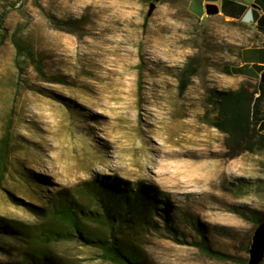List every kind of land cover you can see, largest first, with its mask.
<instances>
[{
	"label": "rangeland",
	"instance_id": "1",
	"mask_svg": "<svg viewBox=\"0 0 264 264\" xmlns=\"http://www.w3.org/2000/svg\"><path fill=\"white\" fill-rule=\"evenodd\" d=\"M153 1L0 0V215L27 227L1 240L0 264H34L30 251L45 264H118L97 244L50 237L64 230L57 197L132 264H248L264 153L226 145L209 90L258 87L234 67V41L251 32L201 20L185 0L148 15ZM94 180L149 200L137 210L119 200L104 220L82 189Z\"/></svg>",
	"mask_w": 264,
	"mask_h": 264
},
{
	"label": "trees",
	"instance_id": "2",
	"mask_svg": "<svg viewBox=\"0 0 264 264\" xmlns=\"http://www.w3.org/2000/svg\"><path fill=\"white\" fill-rule=\"evenodd\" d=\"M263 99L264 81L261 80L257 88L247 83L234 90L217 88L209 90V100L214 105L215 110L213 125L225 134V143L230 149L244 148L249 151L258 149L264 153V133L258 129V124L262 120L261 102ZM7 138L8 133L4 135L1 144L0 170L2 172L8 147ZM82 189L88 199L103 211L104 220L108 219L119 200H125L131 210H137L140 205L149 200L145 194V188L137 186L127 192L121 185L106 180L86 181L83 183ZM50 212L64 226V230L54 232L55 236L50 237L69 240L78 238L88 244H97L104 251V258L108 260L118 264L133 263L135 258L131 253L117 249L113 244L107 243L101 238L93 239L89 233L82 231V216L89 217V214H84L83 211L74 206L62 203L60 197H57L56 201L53 202ZM262 221L264 218L259 219V222ZM111 223L113 224V222ZM26 230L27 227L21 223L0 215V242L4 238H17L24 235ZM1 248L2 245L0 244ZM29 257L34 264H45L47 259L44 254L36 252L33 254L30 251L26 253L24 261L30 262Z\"/></svg>",
	"mask_w": 264,
	"mask_h": 264
},
{
	"label": "crops",
	"instance_id": "3",
	"mask_svg": "<svg viewBox=\"0 0 264 264\" xmlns=\"http://www.w3.org/2000/svg\"><path fill=\"white\" fill-rule=\"evenodd\" d=\"M204 0L202 10L196 13L191 10L192 0H185L190 12L201 20L205 17L216 16L226 23L238 24L243 29L251 32L252 40L247 41L249 34H242L241 40H235L239 46L238 59L234 67L239 71L240 80H261L264 71V8L258 0ZM264 1V0H263ZM212 3L218 6V14L208 16L205 5ZM258 129L264 133V115L258 124Z\"/></svg>",
	"mask_w": 264,
	"mask_h": 264
},
{
	"label": "water",
	"instance_id": "4",
	"mask_svg": "<svg viewBox=\"0 0 264 264\" xmlns=\"http://www.w3.org/2000/svg\"><path fill=\"white\" fill-rule=\"evenodd\" d=\"M160 0H154L149 4L148 15L154 10L156 3ZM205 12L208 16L218 14V6L212 3L205 5ZM261 81H264V71L261 73ZM264 260V221L259 222L254 229L252 241L249 246L248 264H260Z\"/></svg>",
	"mask_w": 264,
	"mask_h": 264
}]
</instances>
